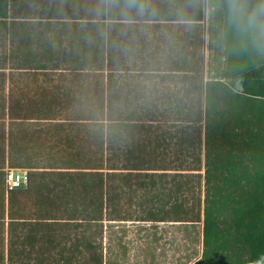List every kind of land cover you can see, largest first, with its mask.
Listing matches in <instances>:
<instances>
[{"label": "trees", "instance_id": "trees-1", "mask_svg": "<svg viewBox=\"0 0 264 264\" xmlns=\"http://www.w3.org/2000/svg\"><path fill=\"white\" fill-rule=\"evenodd\" d=\"M243 2L251 7L260 0ZM229 3L230 0H207L209 9L223 10L225 35L232 36L230 41L236 39L241 51L227 83H205L203 169L199 158L187 167L150 163L151 141L146 138V144L136 134L135 112L125 103L131 92L124 86L110 85L113 75L108 76V84L103 74L97 76L101 83L85 87V107L81 101L85 94L81 95L78 87L59 86L60 117L73 118H59L58 127L74 134L67 135L66 146L60 137L57 170L37 173L57 178L58 182L38 194L36 212L13 213L8 208L6 214L0 191V264H53L55 251L60 259L54 264H71L73 257L83 253L92 254L93 264H103L104 224L134 220L128 215L133 195L142 189L148 198V183L144 182L150 178L155 187V177L163 186L159 190L169 192L171 201L164 208H170L173 214L169 218L152 217L151 221L202 222L201 257L193 264H264V111L260 110L259 117L252 110L245 115L243 111L237 113L238 123L232 127L223 116L227 108L220 103L226 97L239 95L264 105V63H257L258 55H264V47L256 49L242 42L229 23ZM7 11L8 0H0V19L7 18ZM75 101L77 108L73 107ZM76 111L81 115L75 116ZM115 112L119 119L113 118ZM107 122L119 125L108 127ZM234 128H242V135L235 134ZM195 138L200 147L201 128L195 131ZM169 185L172 189L167 188ZM187 191L203 195L190 212L183 210L184 204L176 205L178 196L174 195ZM123 199H128L127 204ZM45 220L58 227L57 233L49 235L50 240H57V246H3L6 224L29 228L26 242L33 245L36 236L32 230ZM91 242L96 246L92 247Z\"/></svg>", "mask_w": 264, "mask_h": 264}, {"label": "rangeland", "instance_id": "rangeland-1", "mask_svg": "<svg viewBox=\"0 0 264 264\" xmlns=\"http://www.w3.org/2000/svg\"><path fill=\"white\" fill-rule=\"evenodd\" d=\"M180 2V5H184L180 13L184 14V10L188 20L184 24L185 27L183 24H155L156 26L149 29L140 28L130 35L124 34L120 37L116 31L108 33L107 36L103 35L97 23L91 22L90 26H85L84 35L79 38L77 33H68L69 27L63 25V30L59 33L53 31L55 36L54 33L51 34L48 46L43 44L37 48L27 46L30 44L27 42V33L18 29L22 25H10L0 20V68L6 65H43L52 69L48 76L34 82L38 87L35 94H30L34 96L33 99L22 97V105L13 104V108L27 113L34 111L35 114L39 111V115L45 113L49 117L61 115L57 112L55 103L57 87H78L79 93L85 94V97L81 98L84 102L82 107H85V87L90 83H101L102 79L97 76L103 74L105 83L108 84V76L113 75L114 79L110 81V85L124 86L131 92L132 96L125 103L131 105L130 109L135 112V126L138 128H135L136 134L142 141L146 140V144H149L148 139L151 141L148 147L150 163L183 164L187 167L193 166L199 158L203 169L205 83L212 80L227 83L234 74L235 59L241 48L236 39L230 41L232 36L225 35L226 16L222 9H209L207 0ZM126 5L129 6L120 9L125 11L126 15L138 12V4L130 2ZM25 7L23 4L18 14H29ZM148 9H151L156 17L167 13L172 16L174 13L172 6H164L160 1L152 3ZM14 10H18V7ZM196 17L198 22L189 21ZM114 34L119 35L118 38H115ZM257 63H264L263 54L258 55ZM87 75L92 78L86 77ZM17 83L24 85L26 82L20 79ZM14 95H19L15 88ZM220 103L227 108L223 116L226 122H231L232 127L238 123L237 113L243 111L245 115L247 110H252L256 117H259L260 110L264 111L261 109L264 105L257 101H247L239 95L226 97ZM73 107L77 108V102ZM74 115L81 114L76 111ZM118 115L119 113L115 112L113 118L119 119ZM107 123L108 127L119 125L114 124L115 122ZM52 128L53 132L59 130L54 123ZM199 128L200 147L195 138V131H199ZM241 129L233 130L241 136ZM43 152L47 155L43 163L53 164L55 151L46 152L45 148ZM155 178V187L152 186L150 178L144 182L148 183V198L143 196L142 189H138L136 195H133L128 215L134 220L104 224L103 264H193L200 258V222L151 221L152 217L169 218L173 214L170 208H164L171 201L169 192L162 193V189L159 190L163 187L162 183ZM167 188L172 189L170 185ZM174 195L178 196L176 205L184 204L183 210L187 212L196 208L199 199L200 202L203 199L202 193L198 194L196 191ZM127 200L123 199L122 202L127 204ZM168 212L170 213L166 216ZM91 246L95 247L96 244L91 242ZM85 254L73 257L71 264H81L85 260L88 261L86 264H93L92 254ZM53 259V264L60 259L56 251Z\"/></svg>", "mask_w": 264, "mask_h": 264}, {"label": "crops", "instance_id": "crops-1", "mask_svg": "<svg viewBox=\"0 0 264 264\" xmlns=\"http://www.w3.org/2000/svg\"><path fill=\"white\" fill-rule=\"evenodd\" d=\"M156 1H160L164 6H172L173 15L170 16L167 13L161 17L154 16L153 11L148 8ZM130 2L138 4V12L126 15L125 11L120 9L129 6L126 4ZM180 3V0H8L7 18L0 20H4L10 25H22L18 29L27 33V42L30 43L27 46L37 48L43 44L48 46L51 34L57 31L59 33L63 30V25L69 27L67 28L70 31L68 33L71 35L77 33L78 37L84 35L85 26H90L91 22L97 23V27L103 35L107 36L108 33L116 31L120 37H123L124 34L130 35L134 30L138 31L140 28L149 29L164 24L184 25L188 20L184 10V14L180 13L181 7L184 6ZM23 4L26 5L25 8L29 14H18ZM15 7H18V10H14ZM189 21L198 22V18ZM114 36L118 38L119 35L114 34ZM53 39L58 40L56 37ZM51 71L52 69L43 65L16 67L6 65L0 68V72L3 73L0 74V173L2 174L0 175V191L3 193L6 214L8 208L13 213L37 211L38 207L35 203L40 200L38 194L44 193L51 188L52 184L58 182L57 178L40 176L37 173L57 170L60 137H63L66 146L69 142L67 135L74 134L72 130L58 127L60 115L49 117L45 113L39 115V111H36L37 114L34 111L27 113V111L24 112L12 106L21 104L24 101L22 97L32 100L34 96L31 95L35 94V89L38 87L34 82H37L41 77L48 76ZM20 79L25 80L26 83L17 85V80ZM32 79L34 80L28 82ZM14 88L19 95H14ZM58 94L57 89L55 103L57 112H60L57 106ZM53 123L59 130L53 132ZM60 131L65 133L62 134ZM45 148L46 152L55 151L53 164L43 163L44 158L47 157L43 152ZM10 170L25 172L27 183L8 190L5 184V175ZM52 224L53 221L45 220L32 230L36 236L33 245L26 242L30 234L29 228H23L20 225L8 227L6 224L3 246L5 248L33 246L37 249H51L58 245L57 240L49 239L52 232H58V227ZM200 224L202 242V222ZM68 245L69 243H67ZM41 256H46V254H41Z\"/></svg>", "mask_w": 264, "mask_h": 264}, {"label": "clouds", "instance_id": "clouds-1", "mask_svg": "<svg viewBox=\"0 0 264 264\" xmlns=\"http://www.w3.org/2000/svg\"><path fill=\"white\" fill-rule=\"evenodd\" d=\"M228 18L242 42L256 49L264 47V0L251 7L243 0H230Z\"/></svg>", "mask_w": 264, "mask_h": 264}, {"label": "built area", "instance_id": "built-area-1", "mask_svg": "<svg viewBox=\"0 0 264 264\" xmlns=\"http://www.w3.org/2000/svg\"><path fill=\"white\" fill-rule=\"evenodd\" d=\"M27 183V174L25 172L10 170L5 175V184L8 190L20 187Z\"/></svg>", "mask_w": 264, "mask_h": 264}]
</instances>
